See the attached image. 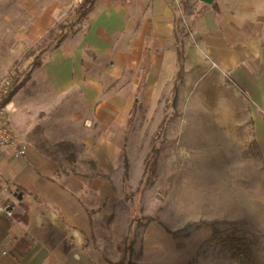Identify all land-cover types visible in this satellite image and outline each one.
I'll return each instance as SVG.
<instances>
[{
  "label": "rangeland",
  "instance_id": "obj_1",
  "mask_svg": "<svg viewBox=\"0 0 264 264\" xmlns=\"http://www.w3.org/2000/svg\"><path fill=\"white\" fill-rule=\"evenodd\" d=\"M52 5L55 18L73 21L72 31L12 86L5 121L25 156L34 146L31 159L46 179L80 204L90 202L92 243L85 251L94 264H140L143 257L148 264H256L259 243L256 237L242 240L237 224L253 197L263 195L260 171L241 167L243 153L226 129L196 118L213 109L208 85L200 84L195 102L188 97L192 92L179 97L178 91L171 106L185 51L197 49L199 33H216L210 5L94 0L80 15L77 0H0V80L26 72L27 54L50 41L47 34L33 39L31 30L37 11ZM165 13L172 14V34L154 36ZM144 36L151 38L152 67L138 90L143 76L133 42ZM177 39L184 41L182 58ZM61 45L67 48L52 54ZM228 100L221 113H231ZM124 141L132 204L122 190ZM17 190H6L11 200L0 201V214L12 220L25 210L39 213L24 194L21 200L13 196ZM226 199L236 222L223 219L219 202ZM42 225L51 254L61 260L66 252L56 247L68 240L65 232L48 228L44 219ZM48 263L63 264L53 257Z\"/></svg>",
  "mask_w": 264,
  "mask_h": 264
},
{
  "label": "crops",
  "instance_id": "obj_2",
  "mask_svg": "<svg viewBox=\"0 0 264 264\" xmlns=\"http://www.w3.org/2000/svg\"><path fill=\"white\" fill-rule=\"evenodd\" d=\"M213 1L218 7V11L213 10L216 33L212 30L210 33H199L197 49L191 50L189 54L185 51L187 56L182 62L183 68L179 69L183 73V81L178 90L179 97L192 92L188 97L195 102L198 100L197 90L200 84L204 83L202 87L208 85L213 109L209 115H195L196 118L211 122L215 129H226L230 142L238 145L243 153L241 167L248 171H260L259 183L263 195L253 197L249 206L242 211L237 226L241 227L242 240L246 238L248 241H254L256 237L260 251L256 264H264V0ZM39 10L33 23L34 29L31 30L35 40L46 35L59 20L55 18L56 12L54 13L57 5L42 7ZM170 16L171 13H165V20L154 26V36L172 34L173 22L169 20ZM150 39L145 36L134 39V58L141 60L142 50ZM179 40L182 41V53L184 41L177 39V42ZM65 48L66 45H61L52 54ZM64 55L69 56L67 51ZM177 55L179 57L178 52ZM223 75L227 77V81L223 80ZM202 79L207 82L201 81ZM233 82L239 84L247 96L242 94ZM229 97L232 99L231 113H221L223 106L229 103ZM29 146L28 154L19 158L13 157V147L0 148V201L11 200L5 183L16 180L18 186L11 188L12 191L20 189L18 187L28 189L41 195L48 204H54L58 210L44 206L40 207L39 213L26 211V222L12 218L7 236L0 237V264H49L52 257L55 262L61 261L63 264H94L85 251L92 243L93 215L90 202L87 200L85 204H80L57 183L46 179L31 159V155L36 153L34 146ZM24 195L27 197L26 193ZM231 201L226 199L219 202L225 215L223 219L227 218L225 220L229 223L236 222L231 218V215L236 216L231 211ZM16 214L23 215L24 212ZM43 219L58 233L65 232L68 240L56 247H60L62 251L66 249V254L61 260L59 256L51 254L52 243L45 236ZM146 236L148 237L147 232ZM20 239L27 241L30 250L25 257L17 261L10 257L8 252ZM3 252H6V255H3ZM140 264L148 263L143 257ZM155 264L163 263L159 261Z\"/></svg>",
  "mask_w": 264,
  "mask_h": 264
},
{
  "label": "trees",
  "instance_id": "obj_3",
  "mask_svg": "<svg viewBox=\"0 0 264 264\" xmlns=\"http://www.w3.org/2000/svg\"><path fill=\"white\" fill-rule=\"evenodd\" d=\"M94 0H77V7H76V14H82L83 10L92 4ZM205 6V5H204ZM212 10L218 11V7L215 1H213L212 5L210 6ZM73 27V21L65 22L63 20H58L54 26L47 31L46 37L50 39L49 42H44V44L39 45L37 48H35L33 51L29 52L27 56L25 57V60H27V66H26V72H19L16 73L14 76L9 77L11 79L12 85L17 87L19 84V80L21 77L26 78L28 77L27 74H29L34 68L41 65L42 57L45 53L49 52L50 50H53L54 48H57L59 44L63 41L64 38L67 37V35L72 31ZM177 52L179 54V57L182 56L181 48H182V41L177 42ZM16 66V65H15ZM151 71V50L148 46V42H146L141 55V74L143 81L138 86V90L142 88L144 85V82L146 81L147 75ZM183 81V73L180 70L177 74V77L174 81V84L172 86L171 90V106L174 107L177 99V94L179 87ZM235 86L239 89V91L246 95V92L244 89L237 83L233 82ZM13 92L10 93L8 98L5 100L4 104H8L10 101V98L12 97ZM136 99L132 103L128 116L126 118V124L128 125L132 115L135 112L136 109ZM128 129V128H127ZM121 156H122V162H123V175H122V190L125 196V199L130 200L132 204V199H130L131 193L128 192L129 185H128V160L126 157V147H125V141L123 142V147L121 150ZM6 187L8 190H11L13 186L17 187V183L14 182H6ZM20 190H22L24 193H26L27 197L38 207H44V206H51L49 205L41 195L32 192L28 189H24L23 187H18ZM54 209L58 210L57 207L54 205L52 206ZM26 211H24L23 215L19 214H13L12 218L14 219H21L23 222H26L27 220V214ZM133 213V211H132ZM12 224L11 218H7L4 216V214H0V237H6L7 232ZM48 228H51L49 224H47ZM166 232L171 233L168 229H166L164 226H162ZM64 234V232H61ZM30 250V247L25 239H20L17 241V243L14 245V247L8 252V255L12 258H15L17 261L20 260V258L25 257ZM63 252H66V249H63ZM118 264H124L122 261H120Z\"/></svg>",
  "mask_w": 264,
  "mask_h": 264
},
{
  "label": "built area",
  "instance_id": "obj_4",
  "mask_svg": "<svg viewBox=\"0 0 264 264\" xmlns=\"http://www.w3.org/2000/svg\"><path fill=\"white\" fill-rule=\"evenodd\" d=\"M12 86L9 77L0 80V148L13 147V157L19 158L25 156V146L16 141L15 134L5 121L8 104H4V102L10 95ZM4 212L8 216H11L8 209H5ZM2 254L6 255V252H3Z\"/></svg>",
  "mask_w": 264,
  "mask_h": 264
},
{
  "label": "water",
  "instance_id": "obj_5",
  "mask_svg": "<svg viewBox=\"0 0 264 264\" xmlns=\"http://www.w3.org/2000/svg\"><path fill=\"white\" fill-rule=\"evenodd\" d=\"M200 3L204 5H212L213 0H198ZM24 192L20 189H18L15 193H13V196L17 198V200H21L23 198Z\"/></svg>",
  "mask_w": 264,
  "mask_h": 264
}]
</instances>
